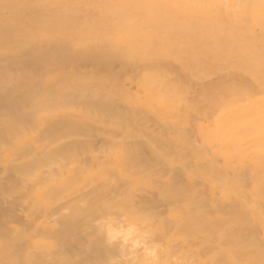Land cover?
<instances>
[{
  "label": "bare ground",
  "instance_id": "1",
  "mask_svg": "<svg viewBox=\"0 0 264 264\" xmlns=\"http://www.w3.org/2000/svg\"><path fill=\"white\" fill-rule=\"evenodd\" d=\"M34 45L55 49L41 55L29 51L5 63L7 55ZM65 45L80 49L81 55ZM90 47L93 54L82 55ZM42 55L63 66L72 61L81 67L93 61L103 70L114 60L132 67L142 75L139 85L144 97H137L138 104L164 115L171 113L166 112L171 94L175 92L176 105L181 98L176 85L172 87L177 80L169 81L172 86L166 84L172 69L147 66L154 59L172 63L191 80L226 72L235 75L234 80L252 76L254 81L244 87H251L247 90L240 86L244 82L232 77L223 79L219 87L214 80L216 87L208 84L198 99V108L205 114L220 112L215 122L207 120L197 128V147L207 146V160H198L194 151L184 160L181 156L189 146L182 139L171 154L167 130L157 133L155 127L153 132L144 126L134 130L147 142L116 150L119 143L123 145L118 148H125L116 137L127 133L130 139V129L138 123L129 118L130 123L108 120L118 118L112 112L114 104L131 102L108 70L93 72L91 67L93 73L87 75L75 71L77 76L72 73L56 88L42 87L45 93L42 90L43 94L32 95L22 104L26 112L0 118V170L9 174L3 179L6 184L0 182V264H264V175L235 173L245 161L264 166V144L254 146L264 138H254L252 126L256 124L252 112L264 117V98L257 102L249 95L260 87L264 91V0H0V94L30 80L34 83L38 75H30L24 67ZM51 76L45 77L46 83L54 80ZM105 134L109 140L117 139L110 148L104 144ZM75 136L90 140H75ZM59 142L65 145H56L60 149L51 153L56 148L52 144ZM156 160L178 167L166 173L155 170L153 166L161 164ZM156 178L165 181L158 199L145 197L147 201L142 198L135 206V190L152 188ZM78 193L83 194L68 205V214L66 210L58 214H66L58 218V229L57 223L50 224L52 207ZM21 211L24 225L7 226L11 214ZM108 224L131 232L132 239L127 244L112 240ZM137 240L139 247L134 246ZM145 248L155 250L154 260L145 255Z\"/></svg>",
  "mask_w": 264,
  "mask_h": 264
},
{
  "label": "rangeland",
  "instance_id": "2",
  "mask_svg": "<svg viewBox=\"0 0 264 264\" xmlns=\"http://www.w3.org/2000/svg\"><path fill=\"white\" fill-rule=\"evenodd\" d=\"M35 47H30V49H27V50H25V51H22L21 53H18V54H15V55H7L6 57H5V59L6 60H8V61H6L5 63H8L9 61H12L13 59H14V57L16 56V57H19V58H22L24 55H25V53H27V52H29L30 51V53H36V54H39V55H41V54H46L47 52H49V50L51 51V50H54L55 48L53 47V46H49V45H47V46H45L44 48H40L41 46H39V45H34ZM66 46V48L68 49V46L69 45H65ZM70 48H72L71 46H69ZM102 47H104V49H105V47L106 46H102ZM102 47H100V49L102 48ZM94 50V48L93 47H90L89 49H88V51L86 52V51H84V52H86L85 54H83V52H82V55H89V54H93V52L95 51H92V52H90V50ZM103 49V48H102ZM72 50L75 52V54L76 55H78L77 53H79L80 55H81V50L80 49H78L77 48V50L76 49H73L72 48ZM88 53V54H87ZM48 55V54H47ZM40 58H42V59H40L38 62H36V63H34V64H28V65H25V67H24V69H25V71L28 73V70H30V75H32V73L34 74V73H36L37 75H38V77H37V79H35V81H34V79L32 80V81H34V83H32V82H27V83H21V84H19L17 87H14L13 89L14 90H12L11 91V89H9V90H7L6 92H4L3 94H0V118H2V117H8V116H14V115H17L18 113H17V111H24V112H26L27 111V106H24L25 104H24V102L26 101V100H30L31 98V96L32 95H36V94H43V93H45L46 91H44V89H42L44 92L42 93L41 91L42 90H40L42 87L44 88V87H46L45 89L48 91V87H49V90L50 89H53V88H56V87H58V86H60V85H62L65 81H67V80H69V78H71V77H73L74 75H75V71H76V73H78L77 75H82V74H84V75H87V74H92L93 72H104V71H106V70H108L107 72H109L110 73V75L112 74V76H113V78H114V80L113 81H115L114 83H115V85L116 86H118L117 87V89L121 92V93H123V95L127 98V99H129V100H131V102L130 103H124V104H122L121 102L120 103H116V104H114V108L112 109V112L114 113V115H116V116H118V118H108V120H113V121H118V123L119 122H126V121H123V120H127V122L128 123H130L129 121L130 120H132L133 121V119L138 123V125L135 127V128H133V129H130L131 131H132V137L129 139H126V135H127V133H125V134H122V136H119L118 135V137H116V133H115V135H113V136H115L117 139H118V142L117 143H119V141L120 142H122V143H124L125 144V148H118V145L120 144L121 145V143H119L117 146H116V150H127V148H129V147H131V145H133L135 142H142V141H145V142H147L145 139H143V138H141V137H138L139 135L136 133H134V130L135 129H142V128H148L149 129V131H150V129H152V131H150V132H153V129H154V127H155V129H154V132H156L157 131V133L159 132V133H162V132H164L165 131V134H166V130H167V134H166V143H167V146L169 147V149H170V151H172L171 152V154L173 153V151L175 150V148L174 147H176L175 146V144L178 146H180L182 143H180V142H185V145L184 146H189V148H188V152H186V153H183L184 155L183 156H181L184 160H186L188 157H190V155L189 154H192V152L194 151V152H196V154L194 155L195 157H200L198 160H207V159H209V156L208 155H210V153L208 152V150L206 149L207 148V146H201V147H197L198 146V142L196 141L197 140V135H198V127L201 125V124H203L204 122H206L207 120H213L212 122H215L216 120H217V118L218 117H216V118H214L215 116H217V115H219L220 114V112H217V113H212L211 111L209 112L208 111V113H207V111H206V114L204 113L205 112V110H203V109H200V108H198V105H197V103H199V101H198V99H201V95H203L209 88H207L208 87V84H210L209 85V87L210 88H212V87H219L222 83H224V81H226L227 79L228 80H230V78L231 79H233V77L235 76V75H227L228 73H226V72H223L222 74H223V77L221 76L222 74L220 73H216V74H213L214 75V77L211 75V76H209V77H203V78H205V79H202V80H204L205 81V83H204V81H202L200 78H195V77H193L192 79L193 80H191V76H186V75H184L182 72L180 73V71L179 72H177V69L175 70V66L172 64V63H169L168 61H159V60H157L156 61V59H154V60H152V61H149V62H147V66L149 65V67H154V66H159V65H162V66H164V67H166V68H168V69H172V71L170 72L169 71V73H168V80H166V81H168V83L166 82V84L167 85H171L172 86V83H170L169 81L170 80H172L173 81V83L177 80L178 81V84H176V82H175V84H173V86L172 87H174V85H176V88H175V91H177L178 90V94H177V96L178 97H180L181 98V100H180V104L179 105H176L177 103H176V97H174V95H175V92H173L172 94H171V98L169 97V99L171 100V101H169L168 100V107H169V111H166V112H170L171 111V113H169V114H166V115H164V113L162 112V111H157V109L155 110V109H151V108H149V107H147L146 105H144V106H141L140 104H138V99H137V97L138 98H140V99H143V97H144V95H143V91H142V88H141V85H139L140 84V82L142 81V75H141V73H139V72H137L134 68H132V67H127V66H125V65H123L122 63H120V62H117V61H114V60H111L110 62H109V65L107 66V68H106V66L103 68V70H101L102 68H101V66L99 67V65H97L98 63H96V65H92V62L93 61H90V63L88 62V63H84L86 66H83V65H81V67L79 66L80 64H78L77 62L76 63H74V62H72L71 61V63L69 62V64H67V65H60L59 63H61V62H59V63H57V62H54L55 60H53V58L51 59V60H47V59H50L51 57H48V56H40ZM75 60V59H74ZM67 61H69V60H67ZM113 62V63H112ZM152 62V63H151ZM153 62H155V63H153ZM57 63V64H56ZM79 63H81L82 64V62H79ZM94 64H95V62H93ZM150 63L153 65H150ZM161 63V64H160ZM41 64V65H40ZM89 64V65H88ZM100 64V63H99ZM37 65H39V67H36ZM46 65V66H45ZM101 65V64H100ZM87 66H89L88 68H89V70H88V68H87ZM96 66V67H95ZM27 67V68H26ZM36 69H35V68ZM84 67V68H83ZM91 67L93 68L94 67V71H93V69H91ZM102 67H103V65H102ZM38 68V69H37ZM64 68V69H63ZM74 68V69H73ZM76 68H78L77 70H76ZM81 68V69H80ZM82 68H83V71H82ZM66 70V71H65ZM86 70V71H85ZM124 70V71H123ZM173 70L178 74V76H177V74L175 75L174 74V72H173ZM33 71V72H32ZM69 71H71V72H69ZM91 71H93V72H91ZM87 72V73H86ZM91 72V73H90ZM50 73H52L53 74V76H51V77H54L53 79V81L52 82H50V83H46V78H48L47 77V75H49ZM58 73V74H57ZM74 75H73V74ZM136 73V74H135ZM77 75H75V76H77ZM218 75V76H217ZM221 76V78H219L220 76ZM40 76V77H39ZM58 76V77H57ZM185 76H186V79H184L185 78ZM46 77V78H45ZM61 77H62V79H61ZM139 77V78H138ZM65 78V79H64ZM171 78V79H170ZM180 80V78H181V81H179L178 79ZM187 78H190V79H187ZM255 78V77H254ZM43 79V80H42ZM67 79V80H66ZM174 79H175V81H174ZM195 79V80H194ZM200 79V80H199ZM212 79V80H211ZM224 79V81H222ZM256 79V78H255ZM61 81V83H59L60 81ZM65 80V81H64ZM183 80H185V81H183ZM191 80V81H190ZM211 81V82H209V81ZM214 80H217V81H214ZM219 80H221V83L219 82ZM234 80V79H233ZM232 80V81H233ZM236 80H239V83H243V85H240V86H242L243 88L244 87H246V86H249V84H250V81L252 82V81H254V79L252 78V76H247V77H240V76H236V78H235V80L234 81H236ZM57 82V83H55V82ZM62 81H63V83H62ZM171 81V82H172ZM188 82L189 84L187 85V86H183V85H180L179 83H181V82ZM214 81V85H216V86H213V82ZM231 81V80H230ZM24 82V81H23ZM44 82V83H43ZM203 83V85H202V83ZM208 82V83H207ZM249 82V83H248ZM53 83L55 84L54 86H53ZM191 83H193V84H191ZM196 83V84H195ZM197 83H198V85L200 86H198L199 87V89H198V87H197V89H196V86H197ZM246 83H248V84H246ZM41 84V85H40ZM43 84H44V86H43ZM49 84V85H48ZM52 84V85H51ZM182 84V83H181ZM246 84V85H245ZM21 85V86H20ZM25 85V86H24ZM46 85V86H45ZM48 85V86H47ZM178 85V86H177ZM194 85V86H193ZM204 86V85H206V86H204L203 88H202V86ZM219 85V86H218ZM245 85V86H244ZM52 86V87H51ZM56 86V87H55ZM129 86V87H128ZM182 86V88H180ZM187 87H188V89H187ZM179 88V89H178ZM192 90H191V89ZM193 88H194V90H193ZM249 88H251V87H248V89ZM20 89H22V91L20 90ZM25 89V90H24ZM30 91V93L28 92V90ZM244 89H247V88H244ZM247 89V90H248ZM253 89V88H252ZM38 90H40V91H38ZM130 90V91H129ZM201 90V91H200ZM202 90H203V92H202ZM205 90V91H204ZM255 90H257L256 88H255ZM259 90V89H258ZM33 91V92H32ZM36 91H38V92H36ZM123 91V92H122ZM126 91V92H125ZM185 91V92H184ZM252 91H254V90H252ZM261 91V92H260ZM264 91H262L261 90V87H260V90L259 91H255V92H253V94L251 93V94H249L250 95V98H246V100L245 101H248L247 99H250V100H253V101H257V102H259L260 101V99L261 98H264V93H263ZM17 93V94H16ZM33 93V94H32ZM133 93V94H132ZM136 93H139L138 94V96L136 95ZM255 93V94H254ZM15 94V95H14ZM131 94V95H130ZM184 94V95H183ZM132 95L134 96V98L132 97ZM185 95H188V96H185ZM252 95V96H251ZM173 96V97H172ZM182 96V97H181ZM184 96V97H183ZM185 97H187V99L189 98V100H191V102L194 100V102H193V105H195L193 108L194 109H192V103L188 100V102H186L187 101V99L185 98ZM30 98V99H29ZM186 99V100H183V99ZM134 101H133V100ZM175 101V103H174V101ZM195 99H196V101H195ZM119 100V98H117V101ZM120 101V100H119ZM27 102V101H26ZM29 102V101H28ZM27 102V103H28ZM108 102H110L109 100H108ZM133 102V103H132ZM170 102H171V104H170ZM175 104H173V103ZM190 102V103H189ZM111 103V102H110ZM188 103V104H187ZM22 104H24V105H22ZM119 104V105H118ZM129 104H131V106L129 105ZM182 104V105H181ZM196 105H197V107H196ZM19 106V107H18ZM26 107V108H24V107ZM130 106V107H129ZM180 106H181V108H180ZM188 106H190V108L192 109V111H189V110H191L190 108H188ZM16 107V108H15ZM24 109H23V108ZM118 107V108H117ZM17 108H20L21 110H19V109H17ZM132 108V109H131ZM201 108H203V106H201ZM12 109L14 110L13 111V113H11L10 112V110L12 111ZM119 109V110H118ZM124 109H126V111L124 110ZM261 109H258V112H261L260 111ZM9 111V112H8ZM117 111V112H116ZM185 111V112H184ZM15 112V113H14ZM257 112V111H256ZM9 113V114H8ZM11 113V114H10ZM116 113V114H115ZM157 113V114H156ZM174 113V114H173ZM183 113H184V115H183ZM210 113V114H209ZM221 114H223L222 112H221ZM258 114V115H257ZM253 113L252 112V116L253 115H256V117L255 118H253V120H252V123H256L255 125H252V126H254L255 127V131H254V138H264V131H262V130H260V127H262V126H264V117L263 116H261L262 114L261 113ZM134 115H135V117H134ZM159 115H161V116H159ZM211 117H210V116ZM166 116V117H165ZM201 116V117H200ZM258 116V117H257ZM120 117V118H119ZM254 117V116H253ZM126 118H129V121H128V119H126ZM131 118V119H130ZM185 118V119H184ZM213 118V119H212ZM178 119H179V121H178ZM188 119H190V121L188 120ZM122 120V121H121ZM172 120H174V121H172ZM188 120V121H187ZM202 120H204V121H202ZM215 120V121H214ZM146 121V122H145ZM180 121H181V123H180ZM186 121V122H185ZM148 122V123H147ZM184 122L187 124V125H185L184 124ZM189 122H190V124L192 125L191 126V128H189L190 127V124H189ZM193 122V123H192ZM257 122H258V124H260V125H258L257 124ZM144 123H145V125H144ZM147 123V124H146ZM143 124V125H142ZM177 124V125H176ZM181 124V125H180ZM189 124V125H188ZM198 124V125H197ZM144 126V127H143ZM153 126V127H152ZM150 127V128H149ZM257 127H259V129L257 128ZM108 128V127H107ZM160 128V129H159ZM175 128V129H174ZM257 128V129H256ZM101 129H103V130H107L106 129V127H105V129H104V127H102V128H100V130ZM109 129V128H108ZM158 129V130H157ZM162 129H163V131H162ZM192 129V130H191ZM102 130V131H103ZM110 130V129H109ZM109 130H107L108 132H109ZM156 130V131H155ZM161 130V131H160ZM257 130V131H256ZM101 131V132H102ZM111 131V130H110ZM169 131V132H168ZM175 131H177V132H175ZM180 133H179V132ZM104 132V131H103ZM102 132V133H103ZM112 132V131H111ZM127 132V131H126ZM172 132V133H171ZM262 132H263V134H262ZM186 133V134H185ZM107 134V133H106ZM105 134V136H103V137H105L106 138V136L107 137H109V135H106ZM109 134V133H108ZM112 134H114V133H112ZM135 134V135H134ZM171 134H174V135H171ZM175 134H176V136H178V137H176L175 136ZM182 135L181 137H180V135ZM260 135V136H259ZM111 136V135H110ZM172 136V137H171ZM259 136V137H258ZM73 137V136H72ZM80 137V136H79ZM74 137V139L75 140H81V138H82V140H90L89 138L90 137H88V138H84V137ZM102 137V136H101ZM115 137L113 138V140L114 141H117V139H115ZM127 137H128V135H127ZM138 137V139H136ZM168 137V138H167ZM175 137V138H174ZM185 137V138H184ZM79 138V139H78ZM123 139V141H122V139ZM125 138V139H124ZM171 138H174V139H170ZM186 140V138H187V140L185 141L184 139ZM73 139V138H72ZM107 139V138H106ZM110 138H108L107 140V142H106V140H104L106 143H104V144H109V148L111 147L110 145H112L113 144V140H109ZM135 139V140H134ZM182 139V140H181ZM100 140L101 141H103L101 138H100ZM174 140H175V143H174ZM176 140H177V142H176ZM179 140H181L180 142H179ZM69 142H70V140H68ZM67 140H66V143H69ZM74 141V140H73ZM43 142V141H42ZM47 142V143H46ZM48 142H50V141H44L43 142V144H48ZM65 142V141H64ZM130 142V143H129ZM170 142H172V143H170ZM180 144H179V143ZM189 142V143H188ZM194 142V143H193ZM112 143V144H111ZM116 142H114V144H115ZM126 143H128V145L130 144V146H126ZM133 143V144H132ZM260 143H261V145L263 146V144H264V141L263 142H258L257 144H255L254 146H259V147H262V146H260ZM59 144V145H58ZM60 144H62L63 146L65 145V143H61V142H59V143H56V144H52L53 145V147L55 148H57V146L58 147H62V145H60ZM103 144V145H104ZM113 144V145H114ZM188 144V145H187ZM39 145H41V143L39 142ZM57 145V146H56ZM119 145V146H120ZM123 145V144H122ZM121 145V146H122ZM194 145V146H193ZM53 147H49L50 149H52ZM106 147V146H105ZM264 147V146H263ZM48 148V149H49ZM55 148V149H56ZM108 148V147H107ZM106 148V149H107ZM108 148V149H109ZM114 148V147H113ZM55 149H53L52 151L53 152H51V150H49L51 153H54V152H56L58 149H60V148H57L56 150ZM112 149V148H111ZM45 150L46 149H43V150H40L39 149V151H41V152H43V153H45V154H47L46 152H45ZM38 151V150H37ZM49 151H48V153H49ZM201 151V152H200ZM40 152V153H41ZM190 152V153H189ZM198 152V153H197ZM200 152V153H199ZM208 152V153H207ZM37 153H39V152H36L35 151V154H36V156H37ZM43 153H41L42 155H43ZM187 153H188V156H187ZM179 155H181V154H179ZM39 156V155H38ZM189 159V158H188ZM101 160V162L102 163H104L106 160L105 159H100ZM100 160H98V161H100ZM161 160V159H160ZM157 162H161V164L160 163H156L155 164V166H153L154 167V169L155 170H159V171H164L165 173L166 172H170V170L172 169V170H174V169H176L177 167H178V165L177 164H175V167H174V165H172L171 167H169V166H167L166 165V161H158V160H156ZM24 162V161H23ZM164 162V163H163ZM182 162V161H181ZM250 161H245V165H244V167L242 168V170H237V172H235V173H238V174H233V175H238V176H241V177H249V175H252V176H255V177H257V178H261V176H263L264 175V166H262V167H257V166H255L252 162H250ZM129 163H130V161H129ZM248 163V164H247ZM163 164H165V165H163ZM159 165V166H158ZM161 165V166H160ZM251 166H253V169H252V167ZM170 169H169V168ZM248 167V168H247ZM246 168V169H245ZM256 168V169H255ZM168 170V171H167ZM251 170V171H250ZM1 172H2V174H1V172H0V182L1 183H3L4 182V178L7 176L8 177V175L9 174H6L7 172L6 171H4L3 172V170L1 169L0 170ZM242 171V172H241ZM253 171V172H252ZM255 171H258L257 173L255 172ZM260 172V173H259ZM5 173V174H4ZM5 176H4V175ZM221 175H223L224 176V173L223 172H221L220 173ZM262 174V175H261ZM4 176V177H3ZM6 179V178H5ZM160 179V178H159ZM153 179V182H154V186L152 187V188H148V189H141V188H139V189H136L135 190V195L136 196H138V197H135V199H134V202L133 203H135V206H137V203L139 202V200H141L142 198H144V199H142V202L143 201H145L146 199H148V200H150V199H154L155 197H157V199H158V191H160L161 193H162V191H163V185H165V181L164 180H162V179ZM7 180V179H6ZM119 181V180H118ZM117 182V181H116ZM7 183V181L5 182V183H3V184H6ZM121 184H122V182H120ZM3 186V185H2ZM158 189V190H157ZM144 190V191H143ZM88 192L89 190L87 189V190H84L83 191V193H86V192ZM83 193H78V194H74V195H77V196H74L73 195V197H67V198H65V199H63V200H61L59 203H57V204H55V205H58V206H53L52 207V209H51V214L49 213V215L48 216H50V215H52V216H50V218L48 219L49 220V223L50 224H55V223H57V229H58V227H59V221H60V219H63V216L64 215H66V214H68V205H71V203H73V202H75V200H77L78 201V199L80 198V195H82ZM80 194V195H79ZM79 195V196H78ZM145 197H146V199H145ZM138 198V199H137ZM74 199V200H73ZM164 199H166V198H164ZM163 199V200H164ZM136 200V201H135ZM162 200V201H163ZM65 201V202H64ZM147 201V200H146ZM67 202H70V203H67ZM62 203H64L63 204V207H62ZM141 203V202H140ZM139 203V204H140ZM66 206H67V208H66ZM56 207V208H55ZM56 210H55V209ZM63 208V209H62ZM22 210H24V211H26L25 210V208L23 207L22 208ZM59 210V211H58ZM65 211L66 210V214H64V215H58V214H60V212L61 211ZM159 210H161V208L159 209ZM24 211L22 212H20V213H16V214H11V218H10V220H8V224H7V226H9L10 227V225L13 227L14 225L17 227L18 226V228H21V226H23L24 224L23 223H25L26 222V219L24 218V216H25V213H24ZM52 211H54V212H52ZM58 212V213H57ZM24 213V214H23ZM65 213V212H64ZM22 214H23V216H22ZM55 214H56V216H55ZM61 214H63V213H61ZM55 216V217H54ZM57 216H60V217H57ZM54 218V219H53ZM55 218L57 219V220H55ZM58 218H60V219H58ZM54 222V223H53ZM19 223H20V225H19ZM23 224V225H22ZM11 227V228H12ZM39 236V235H38ZM119 259V258H118ZM120 260H121V258H120Z\"/></svg>",
  "mask_w": 264,
  "mask_h": 264
},
{
  "label": "clouds",
  "instance_id": "3",
  "mask_svg": "<svg viewBox=\"0 0 264 264\" xmlns=\"http://www.w3.org/2000/svg\"><path fill=\"white\" fill-rule=\"evenodd\" d=\"M106 230L112 240H121L123 243L127 244L129 240L132 239V233L131 232H124L120 229L115 228L112 224H108L106 226ZM134 246L139 247L140 242L134 241ZM145 255L147 257L152 258L153 260L156 258V252L154 249L145 248Z\"/></svg>",
  "mask_w": 264,
  "mask_h": 264
}]
</instances>
